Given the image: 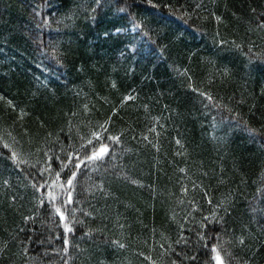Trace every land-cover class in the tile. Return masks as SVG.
<instances>
[{
  "label": "trees",
  "instance_id": "trees-1",
  "mask_svg": "<svg viewBox=\"0 0 264 264\" xmlns=\"http://www.w3.org/2000/svg\"><path fill=\"white\" fill-rule=\"evenodd\" d=\"M261 16L264 0H0V264H214L213 245L264 264ZM93 132L110 154L71 203L56 187L38 207L47 156Z\"/></svg>",
  "mask_w": 264,
  "mask_h": 264
},
{
  "label": "snow or ice",
  "instance_id": "snow-or-ice-1",
  "mask_svg": "<svg viewBox=\"0 0 264 264\" xmlns=\"http://www.w3.org/2000/svg\"><path fill=\"white\" fill-rule=\"evenodd\" d=\"M198 7H200L198 5ZM217 21L220 20V17H216ZM260 21H264V16L260 17ZM43 23H47V21H43ZM257 26L260 28H264V23H260L259 21L257 22ZM133 27L138 28L140 25L136 24L133 22ZM119 31V30H117ZM107 35V34H106ZM239 47V46H238ZM134 54V53H133ZM115 86V85H113ZM205 95L206 99L208 101H212L213 97L210 95L206 94H201ZM126 99L131 100L132 97L128 96ZM9 105L12 104L11 101H8ZM107 123V121H106ZM92 136L94 139H88L86 143H81L80 149L77 152L75 149L67 150V154L64 157V159H61L59 156H47V159L45 160V164L47 167L38 169V177L40 180L43 179V173L48 172L49 174L53 173V168H52V163L54 161L59 162V169L60 171H55V179L51 180L50 182H44V183H34L32 187L35 189V192L38 193V207H43L45 205V200L48 202H55L57 201L58 197L54 191L56 187H59L62 193H66V203H71L73 200V189H74V181L78 177V171L81 169L82 165L86 163H95L101 161L104 157L110 154V148L109 145L106 143H103L100 138V134L93 132ZM108 139L119 143L120 137L119 136H111L108 137ZM94 140L96 144H98V147L96 144H94ZM179 143V141H177ZM61 151H65V149L62 147ZM12 159L13 161L17 160L16 153L12 154ZM71 165V167H69ZM63 174V178H62ZM7 183V181H5ZM211 203V201H209ZM224 211H227L225 209ZM54 213L59 217L60 221H65V213L62 210V207H54ZM25 220H30L32 217H25ZM219 219H222L220 217ZM209 221H214V222H219L217 213L215 211L212 212L211 216L209 217H204L203 222L201 223V228H206L208 226ZM64 231L66 233H70L73 231V228L69 226L68 223L64 224ZM205 239L204 235L200 236V240L203 241ZM213 239L219 240L218 236H213ZM64 243L67 244L68 241L67 239L64 240ZM120 247H124L123 244H120L119 241H115ZM179 243V241H177ZM238 243L243 245L245 243V238L241 236L238 238ZM67 251V249H65ZM211 252L213 253L212 259L214 261V264H225V259L224 256L222 255V248L218 247L217 245H213L211 248ZM190 259L195 260L196 257H190ZM174 264V262H173Z\"/></svg>",
  "mask_w": 264,
  "mask_h": 264
}]
</instances>
